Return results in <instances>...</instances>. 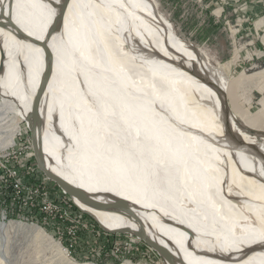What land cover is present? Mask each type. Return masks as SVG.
<instances>
[{
	"label": "bare ground",
	"instance_id": "6f19581e",
	"mask_svg": "<svg viewBox=\"0 0 264 264\" xmlns=\"http://www.w3.org/2000/svg\"><path fill=\"white\" fill-rule=\"evenodd\" d=\"M160 14L151 0H0V134L14 98L32 114L42 93L50 168L129 216L79 203L102 225L145 232L167 264H264V143L247 134L264 133L262 110Z\"/></svg>",
	"mask_w": 264,
	"mask_h": 264
},
{
	"label": "rangeland",
	"instance_id": "374dc122",
	"mask_svg": "<svg viewBox=\"0 0 264 264\" xmlns=\"http://www.w3.org/2000/svg\"><path fill=\"white\" fill-rule=\"evenodd\" d=\"M151 1L157 4L161 17L164 16L169 21L173 34L195 47L212 67L225 70L230 78L242 75L237 85L241 105L254 112L260 109L264 115L262 16L250 22H238L232 7H226V12L219 16L218 7L213 4L214 0ZM226 20H229V24ZM257 20L258 24L254 23ZM10 103L14 104L17 117L14 122L8 121L1 127L0 160L7 162L11 159L10 156L17 155V165L21 172L25 173L28 166H31L35 169L34 172L28 170L29 174L40 173L42 176L34 179L35 176L26 174V181L45 180L47 186L61 191L65 201L71 204V197L38 166L31 130L27 122L20 117L15 103ZM237 121L245 126L238 116ZM240 126L238 124L233 129L238 135L242 134L238 128ZM248 130L252 131L247 134L252 137L253 144L264 143V133L255 129ZM9 152L13 155L9 156ZM30 152L32 155H29ZM11 163L15 165L13 161ZM10 203L8 190L0 195V264H166L158 251L144 240L129 233L103 229L99 222L82 208L80 209L90 217L88 221L92 224L91 230H99L101 234L93 237L95 233L91 231V235L83 238L84 241L80 240L75 250H68L70 248L66 249L65 235L58 231L64 229V219L44 222L38 215L28 216L24 210L13 209L14 205ZM20 226H24V229L18 228ZM234 230V234L243 232L241 227H235Z\"/></svg>",
	"mask_w": 264,
	"mask_h": 264
},
{
	"label": "built area",
	"instance_id": "2783aa9c",
	"mask_svg": "<svg viewBox=\"0 0 264 264\" xmlns=\"http://www.w3.org/2000/svg\"><path fill=\"white\" fill-rule=\"evenodd\" d=\"M213 4L218 7L219 16L226 12V7H232L238 17V22L243 20L250 22V20L262 16V25H264V14L251 9L252 5H264V0H214ZM259 20L254 23H258ZM226 23L229 24V20H226ZM10 155L13 154L9 152ZM29 155H32L31 152ZM10 158L7 162L0 160V195L9 190V200L10 204L14 205L13 209L24 210L28 216L38 215L44 222L52 219H64V229L58 231L65 235L66 249L70 248L68 250H75L80 240L84 241L83 238L91 235V231L95 233L93 237L101 234L99 230H91L92 224L88 221L90 217L78 205V209H76L72 204L67 203L61 191L47 186L45 180L34 181L37 176H41L40 173H30L35 177L26 181L25 175L34 172L35 168L28 166L30 171L27 170L23 173L17 165L18 156L14 155Z\"/></svg>",
	"mask_w": 264,
	"mask_h": 264
},
{
	"label": "water",
	"instance_id": "95a60500",
	"mask_svg": "<svg viewBox=\"0 0 264 264\" xmlns=\"http://www.w3.org/2000/svg\"><path fill=\"white\" fill-rule=\"evenodd\" d=\"M13 29H15L14 26H13ZM2 67H3V65L1 64L0 70H2ZM37 95L39 96L38 97V103L36 102V108L32 114L25 113L22 111L23 108L21 107L20 103L17 102V98H14V102L20 106L19 108L21 109L22 119L25 122H27L29 129L31 130L32 141H33L36 159L38 161V166L46 173V175L50 179L57 182L59 184V186L71 197L73 202L76 205H78L80 208H82L80 204H83L86 206H92L95 208H100V209H103L105 211L106 210H113V211L118 212L121 215L125 216L127 218V221H130L128 214L125 212V210L119 204V201H118L119 198L116 199L115 197L110 196L108 194H96V193L88 192V191L84 190L83 188H80L76 185L69 183L64 178H62L61 176H59L55 172H53V170L50 168L49 164L47 163V158H46V156L43 152V149H42V145L40 142L41 139L39 136V132L37 131V128H36L37 123L35 120L36 112L38 110H40L39 108H40L41 100L42 99L45 100V98L43 97L42 93H38ZM82 210H84L88 214L92 215L99 222L100 226L103 229L108 230V231H120V232L135 235V236L141 238L142 240H144L152 248L157 250L158 253L163 257V259H164L165 255L167 256L166 249L164 247H162L161 245H159L154 240V238L150 237L145 232L138 230V229H134L131 226H127L126 228H122L119 230L108 229L107 227L102 225V223L92 213L88 212L84 208H82Z\"/></svg>",
	"mask_w": 264,
	"mask_h": 264
},
{
	"label": "crops",
	"instance_id": "0c3cea01",
	"mask_svg": "<svg viewBox=\"0 0 264 264\" xmlns=\"http://www.w3.org/2000/svg\"><path fill=\"white\" fill-rule=\"evenodd\" d=\"M256 3H259V2H256ZM251 9H252V11H256L258 13H261V14L263 13L264 14V5L263 4H261V5H252Z\"/></svg>",
	"mask_w": 264,
	"mask_h": 264
},
{
	"label": "trees",
	"instance_id": "16d2710c",
	"mask_svg": "<svg viewBox=\"0 0 264 264\" xmlns=\"http://www.w3.org/2000/svg\"><path fill=\"white\" fill-rule=\"evenodd\" d=\"M71 204H72L75 208H77V207L73 204V202H71Z\"/></svg>",
	"mask_w": 264,
	"mask_h": 264
}]
</instances>
